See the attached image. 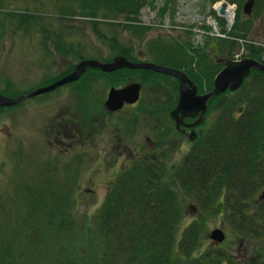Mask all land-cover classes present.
Listing matches in <instances>:
<instances>
[{"label": "rangeland", "instance_id": "374dc122", "mask_svg": "<svg viewBox=\"0 0 264 264\" xmlns=\"http://www.w3.org/2000/svg\"><path fill=\"white\" fill-rule=\"evenodd\" d=\"M120 1L0 0V94L17 97L50 86L47 85L48 79L62 74L61 70L72 73L79 62L92 59L110 61L119 55L138 63L163 61L179 63L186 69L190 67L191 74L188 76L197 83L199 92L206 93L209 88L213 89L217 73L212 75V79L210 74L214 69L218 72L219 67L210 58L205 62L194 60L200 58L198 52L206 54L210 38L215 36L219 39L226 53L230 46L226 41L236 40L239 43L236 51L231 49L235 57L247 52V47L243 48L242 44L246 45L249 41L255 40L257 46L264 48L261 22L264 8L256 9L251 30L240 31L235 27L239 22V26L246 24L243 3L238 6L228 0ZM219 2L229 3L236 9V14L237 9L241 10L242 19L237 22L236 18L233 25H228L225 17L215 8ZM89 11L93 14L86 16ZM242 32L245 36H241ZM189 60L192 63L188 66ZM142 71H121L115 75L118 79L114 77V80H111L112 76L107 78V75L97 72L93 76H100L89 91L85 89L87 83L65 85L50 95H40L9 107L0 106V253L8 250L5 247L9 244L12 248L11 260L18 261V264H95L90 260V254L96 252L94 255L101 264L104 246L101 244L100 210L109 193V186L120 175L121 161L126 162L125 166H133L137 161L145 162L147 158L132 157L134 146L140 144L146 148L147 160L154 156L158 162H167L169 168L182 162L191 148L185 137L175 129L171 116L180 97L177 81L171 75L164 76L149 69ZM122 76L124 79L131 76L142 80L141 99L138 104L126 107L114 117L106 116L102 103L111 83L120 82ZM252 78L248 79L246 89L224 93L230 104L236 103L230 110L231 116L236 119L243 117L248 95L254 98L264 96V80L255 77L252 82ZM255 82L260 85L254 86ZM76 85L83 88L78 90ZM253 86L260 89L250 91ZM86 100L96 105L97 121L86 128L93 135L96 129L95 142L98 144L90 141L84 147L79 146L81 152L74 147L73 155L51 157L43 128L52 112L61 105L66 110L76 107L77 102L85 104ZM213 108L209 105L204 124L206 129L220 113ZM240 108H243L242 112H239ZM110 125L113 127L112 139L119 132L115 128L122 127L126 134L129 159L121 158L116 149L107 151L103 139L101 141L100 133L106 135ZM147 136L157 143L155 148L148 144ZM105 161L111 167L105 168ZM263 190L264 186L259 190L257 199ZM220 200L223 202L224 197ZM192 203L196 204L192 198L185 203L187 215L183 219L179 238L188 225L199 224L202 230L197 256H201L202 253L198 252L209 246H218L225 250V255L235 260L249 262L255 259L256 264H264V256L259 253L264 254V236L259 237V234L264 235V204L252 205V210L247 211L249 214L242 219V214L233 215L226 207L218 211L214 208L202 209L199 214V208ZM66 205H69L66 209L69 217L65 219L70 221V229L59 235L55 228L65 217L61 214ZM51 206L58 209L54 213L52 227L46 223L49 222L48 210ZM36 224L48 228L40 232L42 241L34 244L35 256L28 257L26 238ZM255 227L259 230L258 237L252 233L250 236L253 238H248L246 228ZM217 228H222L225 233V239L220 243H215L209 236ZM89 236H94L95 247L91 245ZM177 253L182 254L179 250ZM222 262L227 260L222 259Z\"/></svg>", "mask_w": 264, "mask_h": 264}, {"label": "trees", "instance_id": "16d2710c", "mask_svg": "<svg viewBox=\"0 0 264 264\" xmlns=\"http://www.w3.org/2000/svg\"><path fill=\"white\" fill-rule=\"evenodd\" d=\"M114 1L121 3L120 0ZM228 1L241 6L245 0ZM256 8H264V0H257ZM91 14L89 11L86 16ZM236 18L237 22L242 19L239 9ZM247 20L245 25L242 23L239 26V22L235 28L247 30ZM241 34L245 36V33ZM226 42L233 48L236 44V40ZM257 51L256 46L250 47L252 54ZM215 73L217 69L210 74L211 79ZM246 98L247 107L240 119L231 116L230 110L236 103L230 104L224 93L211 99L209 105L220 113L194 142L180 164L169 168L167 162L146 159L145 162L137 161L133 166H126L120 172L100 210L101 244L104 246L102 263L117 264L121 259L120 264H256L255 259L249 262L235 260L225 255V250L218 246H209L198 252L202 253L201 256H197L202 230L197 223L188 225L179 238L183 219L187 215L185 203L189 198L195 201L196 204H192L199 208V214L202 209L214 208L218 211L226 207L233 215L242 214V219L247 217L252 205L264 204L260 198L257 199L259 190L264 186V96L254 98L248 95ZM222 197L223 202L220 200ZM68 208L69 205L63 207L61 215L65 217L55 228L59 235L70 229V221L65 219ZM48 212L49 222L46 223L52 227L54 213L58 209L51 206ZM47 228L41 225L32 227L26 238L28 257L35 256L34 244L42 241L41 233ZM246 231L248 238H253L250 236L252 233L258 237L256 227L246 228ZM262 236L259 234V237ZM88 238L95 247L94 236ZM7 246L5 248L10 250L0 253V264H18V261L11 260L12 248L9 244ZM177 250L182 254H176ZM94 254L96 252H91L90 260L99 264ZM222 259L227 262H222ZM83 260L86 261V258Z\"/></svg>", "mask_w": 264, "mask_h": 264}, {"label": "flooded vegetation", "instance_id": "af4514ba", "mask_svg": "<svg viewBox=\"0 0 264 264\" xmlns=\"http://www.w3.org/2000/svg\"><path fill=\"white\" fill-rule=\"evenodd\" d=\"M246 1V0H245ZM244 1V2H245ZM257 1V0H256ZM256 1H255V5H254V8H253V10H252V13H251V15H246V19H248L247 20V28L249 29V30H251V28H252V25H251V22L252 21H254L255 20V16L257 15V8H256ZM244 4V3H243ZM242 12H243V7H242ZM244 14V13H243ZM261 22H262V27H263V32H262V34L264 35V17H262V19H261ZM250 25V26H249ZM247 29V30H248ZM247 30H245V31H247ZM250 32V31H249ZM242 33H244V32H242ZM253 33H254V31H253ZM255 34V33H254ZM257 35V34H256ZM219 40V39H218ZM217 40V43H218V57H217V59H215V58H213L211 55H212V51L210 50V44H211V38H210V43H209V46H208V51L206 52V54L205 55H201L199 52H198V54L197 55H199L200 56V58H197V59H195L194 61H196L197 62V60L199 59V60H201L202 62H205V61H207L208 60V58H210L212 61H213V63H215V65H217L218 67H219V71L217 72V74L222 70V69H224L225 68V66H226V60L227 59H230V60H233V61H242L243 59H245V58H252V59H255V60H257V61H259L260 63H262L263 65H264V48L263 47H259V46H257L258 45V43L257 42H255V40L254 41H249V43H247L246 45L245 44H242L243 45V48H245V46L247 47V52H243L241 55H239V56H237V57H235V55H233L232 53V51H231V49L232 50H234V51H236V46L239 44V43H237L236 42V44H235V46H234V48L233 47H231V46H229V50H227V53L226 52H223V48L220 46V44H219V41ZM253 44H254V46H256L257 47V53H255V54H252L251 52H250V47H252L253 46ZM252 45V46H251ZM176 51H178V50H176ZM229 51V52H228ZM193 56H194V54H193ZM169 57V56H168ZM128 58V57H127ZM114 59V58H113ZM113 59H111L110 61H112ZM129 59V58H128ZM193 59V58H192ZM130 61H133V62H136V61H134L133 59H129ZM217 60V61H216ZM103 61V60H102ZM110 61H108V60H105L104 62H110ZM193 61V60H192ZM188 62V66H189V64H191L192 62H190V60L189 61H187ZM80 63V62H79ZM78 63V64H79ZM157 63H159V65H163V66H167V67H171V68H175V69H179V70H183L185 73H187V74H191L190 73V70H191V68L190 67H187V69L186 68H184V66L183 67H181V65L178 63V64H175V63H166V62H157ZM77 64V65H78ZM192 65H195V64H192ZM201 66H203V65H201ZM185 69V70H184ZM129 70H133V71H137V72H142L143 73V71L142 70H145V69H142V68H137V69H131V68H121V69H118V70H116V71H113V72H106V71H104V70H102V69H100V68H96V67H87V69H86V71L82 74V76L78 79V80H75V81H72V82H69V83H66V84H63V85H60V86H58V87H56L55 89H52V90H50V91H47V92H45V93H43V94H41V96L43 97L44 95H47V94H52V93H55L56 91H59L60 89H62L63 88V86H65V85H75V84H81V83H87L88 85L85 87V89H88L87 91H89L91 88H92V86H93V83H94V81H95V79L97 80V78L100 76V75H104V76H106L107 75V78H108V76H112V74H114V73H116V72H121V71H129ZM149 70H151V69H149ZM71 71V70H70ZM152 71H154V72H156V73H159V74H162V75H164V76H170V75H168V74H166V73H164V72H160V71H155V70H152ZM69 72V71H68ZM98 72V73H97ZM61 73L62 74H60V75H55V76H53V78H50V79H48V82H47V85L49 84H54V83H56V82H58L62 77H65L67 74H70V73H67V72H64V70H61ZM92 73H94V74H92ZM96 73L97 74H100L99 76H93V75H96ZM216 74V75H217ZM216 75H215V77H216ZM116 77V76H115ZM144 77V76H143ZM171 77H173V78H175V80L177 81L176 83H177V87H178V91H179V94H180V80H179V78L178 77H176V76H173V75H171ZM250 77H254V78H252L251 80H252V82H254L255 81V77H260V78H262V81L264 80V71L263 70H261V69H259V68H253L252 70H251V72H250V74L245 78V80H244V82H243V84L239 87V88H237L236 90H230V89H228L226 92H237V91H240V90H243V89H246V88H244L245 87V85H246V83H248L247 81H248V79L250 78ZM105 78V77H104ZM117 79H118V77H116ZM123 78V79H122ZM106 79V78H105ZM115 78L112 76V78H111V80H114ZM121 81L120 82H113V83H111V85H110V89H109V91L111 90V88L112 87H116V88H121V87H123V86H125V85H127V84H129V83H134V82H139V83H141V85H142V89H143V83H142V80L140 81V80H138V79H136V78H134V77H131V76H127L125 79H124V77L122 76L121 77ZM191 79V78H190ZM107 80V79H106ZM105 80V81H106ZM192 80V79H191ZM214 80H215V78H214ZM194 81V80H193ZM195 82V81H194ZM261 82V81H260ZM196 83V82H195ZM259 83V82H258ZM257 83L255 82L253 85L255 86ZM196 85H197V83H196ZM259 85V84H258ZM213 86H214V84H213ZM254 86L253 87H250L249 89H257V87H255L254 88ZM76 89H78V90H80L81 88L80 87H82L83 88V86H77L76 85ZM87 87H89V88H87ZM197 87H198V85H197ZM211 90V89H210ZM209 90V91H210ZM259 90V89H258ZM200 90H199V87H198V92H199ZM206 92V91H205ZM141 93H142V90H141ZM200 94H203L204 92H199ZM225 93V92H224ZM40 96V95H39ZM35 97H38V96H35ZM35 97H33V98H35ZM32 98V99H33ZM87 98V97H86ZM90 97H88L87 99H89ZM29 99H31V98H29ZM107 99H108V93H107V95H106V98H105V100H104V102L102 103V105L104 106V108H105V110H104V114L106 115H108V116H110V117H114L116 114H119V112H121L123 109H125L126 107H128V106H135L136 104H138L139 103V100L141 99V94H140V98H139V100L137 101V102H135V103H131V104H129V103H126L125 105H124V107L121 109V110H116V111H113V110H111V109H109L108 107H107V105H106V101H107ZM25 101H27V99L25 100ZM178 101H179V99H178ZM78 103V105L75 107H70L69 109H66L65 110V108H64V105H61L58 109H55L56 111H53L52 112V116H51V118L50 119H48V122H47V124L45 125V127L43 128V136H44V138L46 139V145H47V149L48 150H50V153H52L51 154V157H56V156H58L59 157V155H73L74 154V151H73V148L75 147L76 149H78L79 148V146L80 145H83V147L84 146H86L90 141H92V142H94V144H96V142H95V140H97L96 139V136H97V131H96V129H94L95 130V132L96 133H94V135H93V133H90L89 132V130L86 128V126H89V128L91 127L90 125L91 124H93V122L94 123H96V121H97V117H96V114H95V112H94V107L96 106V105H93L94 103H88L87 102V100H86V103L85 104H82L81 102H77ZM63 104V103H62ZM176 104H178V102L176 103ZM98 106H100V104L98 105ZM246 107H244V109H245ZM208 109H209V105H208ZM242 110H243V108H240L239 109V112H242ZM56 112V113H55ZM207 112H208V110H207ZM207 112H206V115H205V118H204V121L203 122H201L200 124H198L197 126H187V125H182L179 129L176 127V123H175V121H174V126H175V129L180 133V134H182L184 137H185V140H186V142H187V144L189 145V147L190 148H192V145L194 144V142L198 139L197 137L202 133L203 134V132H204V130L206 129V127H204V124H205V122H206V119H207ZM106 115V116H107ZM114 115V116H113ZM199 116H200V114H198L197 116H190V117H186L185 118V123H187V124H191V123H194L198 118H199ZM55 118L54 120H53V118ZM112 119V118H111ZM81 120V121H80ZM122 122L121 123H123V125H124V122H123V119L121 120ZM122 125V126H123ZM105 127V125L104 126H102L101 128H102V131H103V128ZM109 129L107 130V133H106V135H102V133H100L101 134V141H102V139H103V141H104V145H106L107 146V151H111V149L113 148V149H116L117 151H118V153H119V156L121 157V158H127V159H129V156H130V154H129V148H128V139H127V137H126V134L125 133H123V130H121L122 129V127H119L118 129H116L115 128V130H118L119 132H117L116 134H115V138H111L112 137V135H111V132H112V126L110 125L109 127H108ZM124 128V127H123ZM182 130H184L185 132H183ZM110 131V133H108ZM203 131V132H202ZM122 132V133H121ZM107 134H109V136L107 135ZM162 134H164V133H162ZM160 135V134H159ZM93 137H94V140H93ZM104 137V138H103ZM192 137H195V138H192ZM146 141L148 142V144L149 145H151V146H153L154 148H155V146H157V143L152 139V137H149V136H147L146 137ZM98 144V143H97ZM96 144V145H97ZM144 147L145 146H143V145H135L134 146V148H133V155L134 156H132V157H137V158H149V156H148V154H147V152L145 151L146 150V148L144 149ZM78 151L79 152H81L79 149H78ZM55 153H57V154H55ZM72 153V154H71ZM112 153V152H111ZM111 153H109V155L111 154ZM131 154V155H132ZM151 159H154L155 157L153 156V158L152 157H150ZM121 163H122V165H121V171L126 167L125 166V163L126 162H122L121 161ZM128 166V165H127ZM109 167H111V165L110 164H108L106 161H105V168H109ZM112 184H113V182L111 183V185L109 186V189H110V187L112 186Z\"/></svg>", "mask_w": 264, "mask_h": 264}, {"label": "water", "instance_id": "95a60500", "mask_svg": "<svg viewBox=\"0 0 264 264\" xmlns=\"http://www.w3.org/2000/svg\"><path fill=\"white\" fill-rule=\"evenodd\" d=\"M255 1L256 0L245 1L243 5V13L245 15H251L255 5ZM226 6L227 3H223L219 11L220 14L225 13ZM210 50L212 51L211 56L217 59L218 43L217 39L214 36L211 38ZM225 63V68L222 69L215 77L213 89L206 93L200 94L198 92L196 83L191 80L188 74L183 70L159 65L153 62H133L124 55L116 56L110 62H104L96 59L84 60L76 66L75 70L72 73L50 86L38 88L30 93L21 94L17 97H9L0 94V105L13 106L26 100L27 98L40 95L44 92L55 89L60 85L78 80L89 66L101 68L106 72H113L126 67L131 69L142 68L164 72L166 74L173 75L179 78L180 97L176 108L171 111V116L174 119L176 127L178 129L182 125L197 126L204 121L211 99H213L216 95H220L226 92L228 89L236 90L237 88H239L253 68H259L264 71V65L252 58H245L242 61H233L227 59ZM141 89L142 85L139 82L129 83L121 88L112 87L109 92L106 105L109 109L116 111L122 108L124 103H135L140 98ZM198 114H200V116L194 123H185L186 117L197 116ZM182 131L185 132L184 130ZM201 136L202 133L197 138L199 139ZM260 199H264V190L260 195ZM209 236L215 241V243H220L225 239V233L222 228L213 230Z\"/></svg>", "mask_w": 264, "mask_h": 264}, {"label": "bare ground", "instance_id": "6f19581e", "mask_svg": "<svg viewBox=\"0 0 264 264\" xmlns=\"http://www.w3.org/2000/svg\"><path fill=\"white\" fill-rule=\"evenodd\" d=\"M223 3H225V2H219V3H217L216 5H215V8L216 9H218V10H220L221 9V7H222V5H223ZM244 5V4H243ZM220 15H222V17H225V19L227 20V23H228V25H233L234 24V22H235V19H236V9L233 7V6H231L229 3H228V5L226 6V11H225V13L224 14H220ZM89 67H94V66H89ZM96 68H98V67H96ZM101 69V68H100ZM82 76V75H81ZM62 78H64V77H62ZM61 78V79H62ZM60 79V80H61ZM50 85H52V84H50ZM36 90V89H35ZM142 90V89H141ZM34 91V90H33ZM30 92H32V91H30ZM30 92H28V93H30ZM110 92V91H109ZM109 92H108V96H109ZM45 93V92H44ZM24 94H26V93H24ZM43 94V93H42ZM41 95V94H40ZM37 96H39V95H37ZM35 97V96H34ZM30 98H33V97H30ZM27 99H29V98H27ZM126 103H124V105H125ZM124 105H123V107H124ZM1 106V105H0ZM4 107H9V106H4ZM122 107V108H123ZM122 108H120V109H118V110H121ZM117 110V111H118Z\"/></svg>", "mask_w": 264, "mask_h": 264}]
</instances>
